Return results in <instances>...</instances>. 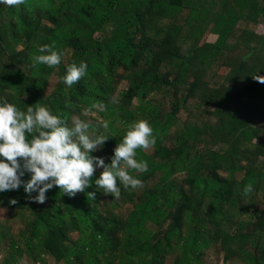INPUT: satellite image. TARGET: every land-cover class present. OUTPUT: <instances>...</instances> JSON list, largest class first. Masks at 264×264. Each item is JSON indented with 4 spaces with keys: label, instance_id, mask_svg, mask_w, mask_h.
Masks as SVG:
<instances>
[{
    "label": "trees",
    "instance_id": "16d2710c",
    "mask_svg": "<svg viewBox=\"0 0 264 264\" xmlns=\"http://www.w3.org/2000/svg\"><path fill=\"white\" fill-rule=\"evenodd\" d=\"M259 25L264 0L0 4V102L21 111L39 103L69 126L96 112L100 121L88 122L89 134L108 140L90 155L105 164L134 122L147 120L156 137L153 148L137 150L149 170L130 172L144 186L118 184L119 199L95 185L102 168L75 197L59 187L46 193L44 204L29 200L23 186L0 193V207L21 212L24 223L13 235L0 222L10 250L3 261L21 264L27 255L35 264H166L170 258L202 264L216 247L225 264H264V84L253 79L264 76ZM209 32L217 35L213 43L204 39ZM43 45L62 53L59 66L31 67ZM81 62L86 75L68 86L67 68ZM215 67L228 72L212 83ZM54 75L57 84L46 95ZM191 102L205 119L181 121ZM104 120L107 130L100 127ZM30 178L25 173L22 180Z\"/></svg>",
    "mask_w": 264,
    "mask_h": 264
},
{
    "label": "clouds",
    "instance_id": "9594fccd",
    "mask_svg": "<svg viewBox=\"0 0 264 264\" xmlns=\"http://www.w3.org/2000/svg\"><path fill=\"white\" fill-rule=\"evenodd\" d=\"M0 4L18 7L26 4V0H0ZM39 52L42 54L33 58L31 67L47 65L54 68L60 65L62 53L54 50V45H43ZM87 68L85 62L79 66L71 64L63 78L64 83L72 86L79 82L86 75ZM253 79L264 84V76L256 75ZM92 107L104 109L106 106L96 104ZM89 111L86 109L83 114L87 116ZM100 127L107 130L108 121H101ZM89 128L90 124L78 117H74L72 126H69L66 120L39 103L21 111L7 100L0 102V193L23 186L29 200L44 204L46 193L59 187L64 194L75 197L92 187L91 178L97 167L103 172L95 185L103 189L105 195L119 199L121 187L118 184L126 190L142 188L143 181L130 172L146 173L149 170L147 161L136 157L138 149L148 151L156 144L150 123L141 119L129 126L122 142L114 149L110 164H105L103 158L90 155L102 147L108 137L103 133L90 135ZM25 173L31 174L30 180H22ZM251 191L252 185L249 184L244 193ZM87 196L95 199L96 193L89 192ZM10 203L15 205L17 201L13 199Z\"/></svg>",
    "mask_w": 264,
    "mask_h": 264
},
{
    "label": "rangeland",
    "instance_id": "374dc122",
    "mask_svg": "<svg viewBox=\"0 0 264 264\" xmlns=\"http://www.w3.org/2000/svg\"><path fill=\"white\" fill-rule=\"evenodd\" d=\"M260 33L264 32V28L260 27L257 28ZM256 29V30H257ZM205 41L208 42H215L217 36L214 34L212 35L210 32L206 34ZM228 72L227 68L224 67H215L209 74V79L212 81V83L215 82H221ZM58 78L57 76H53L49 84L47 86V89L45 91V94H50L57 84ZM126 82H121L119 85V89H123L126 87ZM158 97L161 98V95H158ZM201 106H199L196 103H189L188 109L182 110L179 114V117L181 121L189 120L193 122H199L203 119H205V115H203V112L201 110ZM258 111V108L253 109L251 112V116H254ZM190 113V114H189ZM98 116L96 112L92 113L91 116L87 117L88 122H96L100 121V119H95ZM264 128V124L261 125ZM92 135V134H90ZM262 136L264 137V131L262 133ZM261 162L264 164V158L261 159ZM96 169H100L97 167ZM183 175H179V177H182ZM124 213L126 211V208L123 209ZM21 212L19 211H11L6 208L0 207V222H7V225L10 229V234L17 235L19 230H22L24 227V223L21 220ZM9 239H0V264H9L6 261H3L4 258H6L9 254ZM174 261V260H173ZM172 258L168 259L166 264H173ZM53 263V261H50ZM21 264H35L34 261H32L27 255H24L21 258ZM202 264H225L224 262V254L221 253L216 247L210 248L207 250L205 256L203 257ZM228 264H243L241 261H232Z\"/></svg>",
    "mask_w": 264,
    "mask_h": 264
},
{
    "label": "crops",
    "instance_id": "0c3cea01",
    "mask_svg": "<svg viewBox=\"0 0 264 264\" xmlns=\"http://www.w3.org/2000/svg\"><path fill=\"white\" fill-rule=\"evenodd\" d=\"M260 27H262V28H264V26L263 25H259L257 28H260ZM257 32H259L258 31V29H257ZM212 34V33H211ZM212 35H214V34H212ZM217 36V35H216ZM207 37V36H206ZM216 40H217V38H216ZM213 43V42H212Z\"/></svg>",
    "mask_w": 264,
    "mask_h": 264
}]
</instances>
